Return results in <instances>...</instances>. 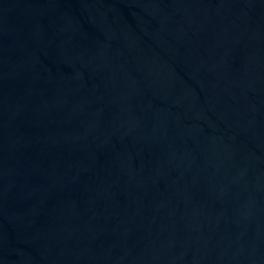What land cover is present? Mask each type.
Returning <instances> with one entry per match:
<instances>
[{
	"label": "water",
	"instance_id": "95a60500",
	"mask_svg": "<svg viewBox=\"0 0 264 264\" xmlns=\"http://www.w3.org/2000/svg\"><path fill=\"white\" fill-rule=\"evenodd\" d=\"M0 264H264V0H0Z\"/></svg>",
	"mask_w": 264,
	"mask_h": 264
}]
</instances>
